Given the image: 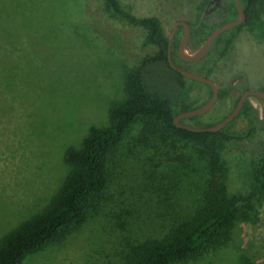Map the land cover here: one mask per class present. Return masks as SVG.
<instances>
[{
  "label": "rangeland",
  "instance_id": "obj_1",
  "mask_svg": "<svg viewBox=\"0 0 264 264\" xmlns=\"http://www.w3.org/2000/svg\"><path fill=\"white\" fill-rule=\"evenodd\" d=\"M119 1L136 17L157 18L167 39L174 23L191 24L196 38L188 41L186 54H193L225 23L224 16L214 12V4L203 6L202 0ZM81 3L82 23L92 36L80 40L81 44L65 39L60 46L46 50L32 39H23L13 46L14 52L12 46L0 44V236L41 209L58 190L66 174L64 151L78 148L90 127L107 125L110 105L122 97L124 72L155 51L154 46L143 43L142 29L108 18L101 0ZM29 9H17L16 14ZM0 12L3 16L4 10ZM33 15L34 25L37 14ZM45 17L49 15L39 19ZM27 24L20 30H27ZM182 34L177 27L173 62L206 77L219 93H225L208 113L186 119L183 125L193 128L216 123L232 111L244 89L259 91L264 85V42L256 41L245 29L235 33L224 55L213 49L210 56L190 66L177 54ZM226 37L227 33L223 39ZM189 100L192 107H202L209 100L208 89L195 83ZM246 102L255 114L254 130L249 138L228 142L223 151L227 191L244 197L254 189V163L264 157V103L253 96ZM246 128V120L237 117L231 131ZM136 133L131 132L132 136ZM163 152L161 148L148 164L135 153H123L114 160L110 167L113 232L89 223L62 247L29 257L25 264H114L116 252L127 240L138 242L162 223L190 214L198 204L201 182L187 178V173L186 177L168 178L166 166L172 160L161 157ZM260 191L255 224L237 222L229 247L198 264H242V257L252 264H264V188Z\"/></svg>",
  "mask_w": 264,
  "mask_h": 264
},
{
  "label": "trees",
  "instance_id": "obj_2",
  "mask_svg": "<svg viewBox=\"0 0 264 264\" xmlns=\"http://www.w3.org/2000/svg\"><path fill=\"white\" fill-rule=\"evenodd\" d=\"M81 1L0 0V9L4 10L3 16L0 12V44L3 47L6 44V48L12 46V52L13 46L17 47L23 39H32L46 50L60 46L65 39L81 44L85 38L92 37L82 23ZM210 1L202 0V5ZM218 4L225 18L224 25L235 21L237 12L233 0ZM239 5L244 14L243 24L219 35L203 58L210 56L213 49L224 55L235 33L242 29L256 41L264 42V0H239ZM27 7L32 9L17 16V9ZM101 7L108 18L142 29L143 43L154 46L155 51L124 72L122 97L110 105L107 125L90 127L78 148L64 151L66 174L58 190L41 209L0 236V264H25L29 257L60 248L89 223L99 226L100 230L112 231L115 211L110 167L123 153L140 155L148 164L162 148L164 152L160 156L166 155L167 160H172L166 166L167 177L190 174L187 178H197L202 190L190 214L162 223L153 234L138 242L127 240L120 252H116L114 264H198L229 247L237 222L255 224L257 221L256 204L264 188V157L254 163V189L246 197L233 196L227 191L228 166L223 157L228 142L249 138L254 130L255 114L251 107L245 102L238 115L247 122L243 132L231 131L235 120L215 133L178 128L173 123L176 116L200 108L192 107L189 100L196 82L185 79L170 67L168 39L159 20L136 17L119 0H101ZM51 10L53 13H47ZM34 12L37 22L33 25ZM45 15L49 17L39 19ZM26 24L27 30H20ZM187 24L189 41H194L196 32ZM21 31L25 33L20 34ZM173 39L171 53L175 47ZM205 87L210 99L211 89ZM259 91L264 92V85ZM224 95L219 93L218 99ZM184 121L178 124L183 125ZM218 122L193 128H210ZM133 129L137 131L135 136L131 134ZM241 261L252 264L245 257Z\"/></svg>",
  "mask_w": 264,
  "mask_h": 264
},
{
  "label": "water",
  "instance_id": "obj_3",
  "mask_svg": "<svg viewBox=\"0 0 264 264\" xmlns=\"http://www.w3.org/2000/svg\"><path fill=\"white\" fill-rule=\"evenodd\" d=\"M233 2H234L236 12H237V19L231 23L225 24L215 29L214 31H212L210 35L207 37V39L202 43V45L193 54L185 53L186 47L189 41V36H190L188 24L186 22H176L173 24L172 32L170 34V37L168 38V43H167V57H168V63L170 67L174 69L175 71H177L185 79L194 81L196 83L203 84L211 89V97L205 105L193 111L181 113L174 118L173 123L178 128H181L189 132L215 133V132L222 130L227 124H229L230 122H232L238 117L248 97L253 96V97L259 98L264 103V92L247 90L241 94L234 109L227 116H225V118L222 121L218 122L217 124H215L214 126L210 128L196 129V128L178 124V122L181 120L191 119L194 117H200L208 113L218 98L219 90L217 86L213 82H211L209 79L193 74V73H190V72H187L185 70H182L173 63L171 59V43H172V38L175 33V30L177 27H181L183 30V34H182V37L180 39L178 49H177V54H178L179 59L186 63L197 62L206 55L211 45L213 44V42L219 35L243 24L244 14L239 5V0H233Z\"/></svg>",
  "mask_w": 264,
  "mask_h": 264
},
{
  "label": "flooded vegetation",
  "instance_id": "obj_4",
  "mask_svg": "<svg viewBox=\"0 0 264 264\" xmlns=\"http://www.w3.org/2000/svg\"><path fill=\"white\" fill-rule=\"evenodd\" d=\"M219 1L220 0H212L211 2H209V5H212V4H214V12H220V10L222 9L221 7H220V5L218 4L219 3ZM237 19V18H236ZM235 19V20H236Z\"/></svg>",
  "mask_w": 264,
  "mask_h": 264
}]
</instances>
